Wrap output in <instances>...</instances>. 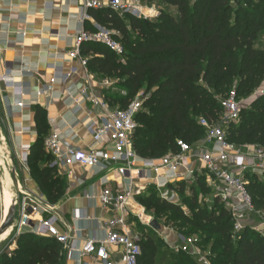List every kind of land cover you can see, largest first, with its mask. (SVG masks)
I'll return each instance as SVG.
<instances>
[{"label": "trees", "instance_id": "trees-1", "mask_svg": "<svg viewBox=\"0 0 264 264\" xmlns=\"http://www.w3.org/2000/svg\"><path fill=\"white\" fill-rule=\"evenodd\" d=\"M162 1L176 8L178 17L161 13L158 22L143 25L131 17L126 23L108 8L91 11L96 25L115 32L113 39L123 47L124 63L101 44L84 43L80 47L90 73L98 79L122 81L114 87L125 91L126 96L104 95L112 107L126 108L131 98L144 90L142 108L135 118L133 149L147 160L178 153V141L194 147L206 135L199 120L217 124L220 103L230 92L234 91L236 99L248 98L264 83V49L256 40L264 29V0L250 1L252 9L241 8L234 13L229 0H195L191 7L190 0ZM33 115L37 136L29 148L26 166L47 201L55 204L66 186L44 150L49 135L46 112L36 106ZM224 132L226 142L234 148L264 147V93L247 107H240L238 121L225 127ZM247 175L253 177L249 182ZM255 177L252 172L243 173L253 209L264 213V183L255 181ZM168 187L183 193L186 186L179 181ZM137 200L156 208V216L163 211L176 214L178 221L201 233L202 245L212 240L213 264H264V237L246 231L234 242V225L217 195L211 211L192 209L193 219L184 215L180 205L160 200L153 186ZM195 203L192 198L191 204ZM153 221L160 227L156 219ZM142 229L146 234L137 239L141 249L138 264H164L157 261L158 234L150 228ZM61 252V245L54 239L24 233L17 238L13 253L0 254V264H59ZM181 254L171 264H195Z\"/></svg>", "mask_w": 264, "mask_h": 264}, {"label": "built area", "instance_id": "built-area-1", "mask_svg": "<svg viewBox=\"0 0 264 264\" xmlns=\"http://www.w3.org/2000/svg\"><path fill=\"white\" fill-rule=\"evenodd\" d=\"M69 1L82 10V22L90 19L88 15L90 11L96 12L105 8L117 14L132 11L131 6L126 5L125 0ZM94 29L92 32H86L82 29L73 39V46L68 51L67 58L76 61L82 68L85 82L79 89L73 88L74 91H71L72 87H68L65 90L67 98L73 100L74 103L77 104V101L73 99V94H78L83 101L102 110L101 122L90 121L85 126L87 131L92 134L93 146L86 150L72 147L55 132H51L43 143L45 152L50 155L53 165L59 169L80 167L100 174L110 172L112 167H115L114 171L121 180L122 187L113 189L109 186L110 181L106 175L100 178L102 189L98 201L101 208L105 212L113 213V216L102 223L103 238L87 239L82 243L77 251L79 263L138 264L141 249L127 226L129 202L140 193L139 189L133 188V180L151 178V184L160 197L167 202H172L173 197H168L167 188L170 184L182 179V173L179 169L184 167L185 157L189 154H192L201 163L204 171L219 184L216 191L222 203L240 209L239 211L255 214L256 211L253 209L246 191L243 173L264 170V147L256 146L251 151L243 152L242 149L234 148L226 142L224 128L236 123L240 112V105L236 100L234 91L221 101V114L217 124L208 125L206 121L199 120V125L206 130L202 147L193 148L183 141H178V153L174 155L168 154L159 160L140 158L133 149V136L137 129L135 118L142 108L145 97L140 95L135 100L130 101L126 108L121 109L118 107L111 108L103 97L89 92V82L93 78L86 67L87 58L80 54L82 44H101L113 52L118 59L124 58L123 47L113 39L114 31L98 25H95ZM22 36L25 37V34ZM122 59L119 61L124 63ZM77 74V70L71 68L68 73L61 74L59 78L51 79L50 86L45 88L42 93L50 92L56 80L66 83ZM0 83L5 88L13 87L11 68H7L5 73L0 76ZM102 85L108 88L111 83L105 80ZM121 95L126 96V92L122 91ZM23 107L22 102H18L14 106L16 109ZM2 139L0 133V145L3 144ZM13 153L14 155L10 154V165L7 155L2 153L3 155L0 156V226L6 220L9 211L12 210L11 225L13 228L8 237L12 238V244L21 234L28 233L35 237L54 239L61 245L62 249L72 248L73 236L70 233L59 235L54 229V225L60 221L55 208L43 196L21 191L13 186L14 179L9 176L10 172L15 177L13 161L16 158L24 168H27L29 148L21 145L15 146ZM6 176L12 182L9 187L11 198L7 209L4 204ZM139 218H142L141 215ZM146 224L149 225L148 222ZM241 228L239 221H236L234 231L238 232ZM187 242L190 244L189 246L176 248V252L195 256L196 252L190 249L194 242L192 240H187ZM114 252L120 254L118 261L113 258ZM9 254L7 253V255ZM201 263L208 264L205 259H202Z\"/></svg>", "mask_w": 264, "mask_h": 264}, {"label": "crops", "instance_id": "crops-1", "mask_svg": "<svg viewBox=\"0 0 264 264\" xmlns=\"http://www.w3.org/2000/svg\"><path fill=\"white\" fill-rule=\"evenodd\" d=\"M90 13L91 11L88 13L90 19L82 22V10L69 0H0V76L7 68H11L14 83L13 87L8 88L0 83L1 114L8 127L7 133L1 137L3 138L1 153L4 146L13 155L15 146L30 148L33 144L37 136L33 119L36 106L46 112L49 134L55 132L68 145L78 149L86 150L93 146L92 134L85 126L90 121L101 122L102 110L83 101L78 94H73L77 104L68 99L65 94L68 87H72L71 91H74L73 88L79 89L85 82L82 68L76 61L69 60L67 53L72 48L73 39L79 31L95 30L97 23ZM22 34H25V37ZM71 68L77 70L76 76L71 77L66 83L56 80L50 92L42 93L50 86L51 79L59 78L61 74L68 73ZM90 74L93 78L89 82L91 94L103 98L105 93L122 96V90L115 88L114 84L111 83L108 88L102 85L105 80L110 82L108 78L98 79L92 73ZM18 102L24 104L22 109L14 108ZM107 103L109 104L108 101ZM110 107L118 106L110 105ZM202 141L193 148L202 147ZM255 147L245 146L242 151H251ZM50 166L55 168L57 176L65 182L66 186L63 196L55 204L47 201L31 179L27 168L22 184L16 181L18 187L14 184L13 186L34 195L43 196L55 208L60 218V221L54 225L55 231L59 235L70 233L73 236V246L62 249L59 264H80L77 251L82 243L87 239L103 238L102 223L113 216V213L105 212L98 201L102 189L100 178L106 175L110 181L109 186L113 189L122 187L121 180L114 171L115 167H112L110 172L95 174L93 171L80 167L62 170L54 166L52 160ZM183 168L179 169L182 173V179L179 181L184 182L185 186L190 184L189 191L192 184L201 177L213 180L219 187V184L204 171L201 163L192 154L185 157ZM252 173L264 177V170ZM16 177L18 175L15 174V180ZM12 178L14 179L13 175ZM151 183V178L133 180V188L139 189L140 193L129 202L127 226L136 240L138 234L133 226L137 223L146 229L150 228L156 234L160 233V230L155 231L150 227L153 219L145 215L144 207L137 200L147 187L153 186ZM167 193L168 197H173L170 203L179 202L176 190L167 188ZM157 195L160 200H164L158 193ZM140 215L142 218H139ZM12 228L13 226L10 225L3 232L12 231ZM113 258L118 261L120 254L114 252Z\"/></svg>", "mask_w": 264, "mask_h": 264}, {"label": "rangeland", "instance_id": "rangeland-1", "mask_svg": "<svg viewBox=\"0 0 264 264\" xmlns=\"http://www.w3.org/2000/svg\"><path fill=\"white\" fill-rule=\"evenodd\" d=\"M194 1L195 0H190L189 2L190 7L192 6ZM250 1L255 2L257 0H229V6L233 9L232 13H234L236 10L241 8L252 9V7L249 5ZM125 3L126 5H128L129 7L131 6L132 8V11L130 12H123L119 14V17L124 21H126V23H128V19L130 17L140 21L143 25H147V23H156L159 21V15L161 13H165L174 18L178 17L177 9L172 6H169L162 0H125ZM233 16L234 14H232V17ZM131 35L136 37V34H131ZM256 40L258 43V47L264 49V29H262V31H260L257 34ZM122 60L125 62L124 58ZM109 80L110 83L114 85H118V83L121 84L122 82L119 78L116 79L111 78ZM263 93H264V83L262 84L261 88L258 91H256L252 96L248 98H243L242 96H238L236 100L239 103L240 107H247L248 103L252 99L261 96ZM140 95H143V97L145 96L144 90H140L131 99L135 100ZM0 105H1V101H0ZM1 113L2 111L0 108V132H1V137H3V135L7 133L8 127H6V123H4L5 120ZM244 147H242L241 149H244ZM0 149H1V145H0ZM4 150H6L5 146L3 147L2 150L3 153ZM1 154L2 153L0 152V156L3 155ZM6 155L8 157V163L10 165L11 157H10V153L7 150H6ZM13 167L15 170V174L18 175V177H16V181L22 184L23 176L26 171V168H24L22 164H20V162L17 161L16 158L13 161ZM250 179H253V177L251 175H247L246 182H249ZM254 180L259 183H264V177L256 176ZM11 183L12 182L10 179V185ZM192 185H193L192 191L188 190L190 184H186L183 193H178L179 202L177 203L182 208L184 215H186V217H188L189 219H193L192 215L194 213L192 209L194 208L199 207V208H204L207 211H211L212 200L217 190L216 187H218V185L215 184L213 180L206 179L205 177L199 178L198 180H196V183ZM192 198L195 199L196 201L195 204H191ZM140 205L144 207L145 215L149 216L152 219H156V221L160 225V233L156 236L157 238L155 240L156 244L158 245L157 261L162 260L164 264H171L177 262L178 257L176 256H178L179 253H177L175 249L185 245L189 246L190 244L187 242V240L190 241L192 240L194 243L190 247V249L196 252L195 256H190L185 253H182L181 255H184L186 259L191 258V260L194 261L195 264H202L201 263L202 259H205V261L208 264H213L212 259L215 258V254H212L211 251L212 240H210L205 245H202L200 243V238H201L200 236H202L201 233H199L193 227L187 226L185 225V223L178 221L177 220L178 216L176 214L163 211L162 214L156 216L155 215V211H157L156 208H153L151 205H146L145 203H140ZM7 208L8 207H6V209ZM223 209H225L229 213L231 217L230 221L232 222L233 225L235 224L236 221H239L242 227L240 231L234 233L235 235L233 236L232 239L234 242L237 240L238 236H240L242 233L246 231L264 237V213L256 212L255 214H248L246 212L239 211L240 209H237L235 207L233 208L231 205H226V204H223ZM15 221H16V217H15ZM133 229L138 234L137 236L140 239L141 236L146 234L144 233V231H142L143 230L142 226L138 223L133 226ZM11 232H12L11 230H9V232L8 231L1 232L0 253L6 251L7 253L11 254L15 251L16 242L15 244L12 245L11 243L12 238H7L10 236Z\"/></svg>", "mask_w": 264, "mask_h": 264}, {"label": "water", "instance_id": "water-1", "mask_svg": "<svg viewBox=\"0 0 264 264\" xmlns=\"http://www.w3.org/2000/svg\"><path fill=\"white\" fill-rule=\"evenodd\" d=\"M9 176L10 178H12V173L9 172ZM12 224V210L9 211L8 215H7V218L6 220L2 223V225L0 226V233L8 228L10 225ZM150 227L152 229H154L155 231H159L160 230V227L157 225V223L155 221H152L150 223Z\"/></svg>", "mask_w": 264, "mask_h": 264}, {"label": "bare ground", "instance_id": "bare-ground-1", "mask_svg": "<svg viewBox=\"0 0 264 264\" xmlns=\"http://www.w3.org/2000/svg\"><path fill=\"white\" fill-rule=\"evenodd\" d=\"M5 185H6V188L4 190V203H5V206L7 207L10 203V198H11V193L9 191V186H10V179L8 178V176H6V179H5ZM16 187H18L17 183H16V180H15V177H14V183H13ZM22 191V190H21ZM5 230V229H4ZM3 230V231H4ZM9 230V229H8ZM2 231V232H3ZM1 234V233H0Z\"/></svg>", "mask_w": 264, "mask_h": 264}]
</instances>
